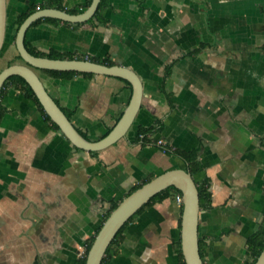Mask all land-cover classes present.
<instances>
[{
    "label": "crops",
    "instance_id": "1",
    "mask_svg": "<svg viewBox=\"0 0 264 264\" xmlns=\"http://www.w3.org/2000/svg\"><path fill=\"white\" fill-rule=\"evenodd\" d=\"M44 2L5 0L6 38L18 13ZM102 14L106 24L41 21L25 36L42 51L108 57L130 68L142 82L140 107L123 137L91 153L52 129L33 101L6 90L0 264H77L112 202L149 175L186 168L157 139L172 149L196 150L203 169L192 177L209 180L210 206L200 208L198 222L203 263L243 264L246 239L264 213V0H105ZM5 49L2 68L17 53L9 41ZM36 72L90 140L114 126L130 98L122 78ZM157 122L152 140L142 143L138 127ZM180 207L171 193L143 210L106 264H178Z\"/></svg>",
    "mask_w": 264,
    "mask_h": 264
},
{
    "label": "water",
    "instance_id": "2",
    "mask_svg": "<svg viewBox=\"0 0 264 264\" xmlns=\"http://www.w3.org/2000/svg\"><path fill=\"white\" fill-rule=\"evenodd\" d=\"M100 0H91L77 13L56 7H43L30 13L19 25L14 45L21 62H13L0 70V89L4 81L18 75L31 87L50 119L58 125L61 133L72 145L86 151L102 150L123 137L131 126L140 107L142 82L130 68L118 64L107 65L87 58H49L31 54L25 47V35L31 24L40 18L51 17L69 24L84 23L91 19ZM6 34L5 0H0V51ZM35 69L73 70L82 73L108 75L127 80L131 85L128 103L114 126L100 139L90 140L81 135L61 107L45 89ZM172 186L181 193L180 249L185 264H204L198 240L199 197L195 181L187 168L166 170L128 193L111 210L103 221L87 252L84 264H100L106 248L122 225L154 194ZM253 264H264V248Z\"/></svg>",
    "mask_w": 264,
    "mask_h": 264
},
{
    "label": "trees",
    "instance_id": "3",
    "mask_svg": "<svg viewBox=\"0 0 264 264\" xmlns=\"http://www.w3.org/2000/svg\"><path fill=\"white\" fill-rule=\"evenodd\" d=\"M90 1L91 0H85L84 4L80 8L79 7L65 8L63 5V0H45V2L42 5H40L39 7L40 8L56 7V8L62 9V10H66L67 12H70V13H77V12L83 10L84 8H86L89 5ZM104 8H105V0H100L98 8H97L94 16L91 19H89L88 21L95 18V19H98V20H100L106 24L107 19L104 18L103 14H102ZM35 10H36V6L31 4L27 7L26 10L18 13L17 16L15 17L13 24H12V32L10 35V41L13 44H14L16 31H17L19 25L26 18V16H28L30 13H32ZM41 21L61 22L58 19L46 17V18H40V19L35 20L31 24L30 27L38 25ZM63 23L69 24L66 22H63ZM80 24H82V23H77V24H73V25L78 26ZM24 44H25L26 49L31 54L36 55V56H45V57H49V58H87L89 60L100 62V63L107 64V65H113L114 64V61H112L108 57H90V56L83 57L81 55L75 54L74 52L59 51V50L54 49V48H49L45 51H42V50H39V49H36L35 47H33L30 44V42L26 39V36L24 39ZM13 61H20L21 62V58L18 55V53H16L14 59L11 60L9 64L13 63ZM35 70L41 74L47 75V76L52 77V78H70L73 75H84V76L93 75L92 73H82V72H77V71H73V70H63V71L51 70V69H35ZM168 73H169V71L166 70L165 74H168ZM124 81L127 84L129 91L131 92L130 83L127 80H124ZM9 87L15 88L16 90H18L19 93L22 94L23 97L33 101L35 103V105L37 106L38 110L40 111L41 115L43 116V119L49 123L50 127L56 131H60L58 125L55 124L50 119V117L46 114V112L44 111L42 105L40 104L36 95L32 91L31 87L26 83L24 78H22L21 76H18V75H13V76L7 78L4 81V83L0 89V121H1L3 115L5 114V111H6L5 107L2 104V97ZM61 109L66 114V116L70 119L71 115H72V111H67L62 107H61ZM159 128H160V124L158 122L155 123V125H151L148 127L139 126L138 130H137V138H139L142 141V143L150 142L152 140V138L149 135L153 134V132H155ZM80 133L82 136L87 138L84 133H82V132H80ZM96 152L97 151H91V153H96ZM165 152L174 153V154L180 156L187 163L186 168L189 170V172L192 176L196 172H199L203 169V165L197 160V157H196L197 153H196V150H194V149L183 150V149H176V148L172 149V148L168 147V149H166ZM152 177H153L152 175H149L144 180L137 183L131 189V191L135 190L136 188H138L143 183L149 181ZM195 184H196V187L198 190L200 208L210 206L211 194L209 191V180H208V178H205L200 182L195 181ZM171 193L181 195V193L178 189H176L172 186H169V187L159 191L158 193L154 194L145 204H143L117 231V233L115 234V236L111 240L110 244L106 248L105 254L102 257L100 264H106L108 262V260L113 255H116L119 252V247H120V244H121L123 237H124L123 232H124V229L127 226V224L129 222H131L132 220H134L143 210L150 207L151 205H153L156 202L162 201L164 198L169 196ZM117 204H118L117 201H114L111 203L110 209H109L108 213L106 214L105 218L108 216V214L111 212V210H113L117 206ZM181 208L182 207H180V212H181ZM179 226H180V219H179ZM99 228L97 229V231L93 235H91L90 237H88L85 240L84 249H83V252L81 253V255L77 259V262H76L77 264H84L85 263V258H86L87 252H88L89 247H90L92 241L94 240V237H95L96 233L98 232ZM174 244H175L176 253H177V256L179 259L178 264H185V262L183 260L182 253H181V249H180V240L178 239L177 241H175ZM263 248H264V213L262 214L261 219L258 222L256 229L252 233H250L246 239V258L243 261V264H253L255 262L257 256L259 255V253L261 252V250ZM199 250L201 252L200 242H199Z\"/></svg>",
    "mask_w": 264,
    "mask_h": 264
},
{
    "label": "built area",
    "instance_id": "4",
    "mask_svg": "<svg viewBox=\"0 0 264 264\" xmlns=\"http://www.w3.org/2000/svg\"><path fill=\"white\" fill-rule=\"evenodd\" d=\"M36 9H39V7H36ZM156 145L159 146L163 152H165L166 149H168V147L166 146L165 142H164L162 139H157V140H156ZM175 200H176V202H177L179 205L182 204V198H181V195H179V194H175Z\"/></svg>",
    "mask_w": 264,
    "mask_h": 264
},
{
    "label": "rangeland",
    "instance_id": "5",
    "mask_svg": "<svg viewBox=\"0 0 264 264\" xmlns=\"http://www.w3.org/2000/svg\"><path fill=\"white\" fill-rule=\"evenodd\" d=\"M8 41H9L11 44H13V43L10 41V39H7V38H6V34H5V40H4L3 47H2V49H1V51H0V55H3V53H5V50H6L5 48H6V45L8 44ZM0 57H1V56H0ZM13 59H14V58H13ZM13 59H12V60H13ZM10 61H11V60L8 61V64L10 63ZM13 62H16V61H13ZM1 68H2V65L0 64V70H1ZM175 201H176V200H175ZM82 252H83V251H82ZM82 252H81V253H82ZM81 253H80V255H81ZM80 255H79V256H80ZM79 256H78V257H79Z\"/></svg>",
    "mask_w": 264,
    "mask_h": 264
}]
</instances>
